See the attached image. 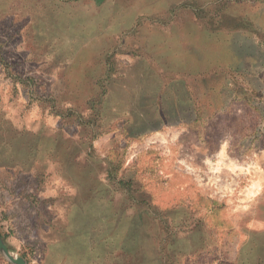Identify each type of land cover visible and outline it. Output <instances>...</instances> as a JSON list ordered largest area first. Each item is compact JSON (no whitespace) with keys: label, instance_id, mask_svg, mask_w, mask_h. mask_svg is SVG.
<instances>
[{"label":"rangeland","instance_id":"obj_1","mask_svg":"<svg viewBox=\"0 0 264 264\" xmlns=\"http://www.w3.org/2000/svg\"><path fill=\"white\" fill-rule=\"evenodd\" d=\"M0 89L27 264H264V0H0Z\"/></svg>","mask_w":264,"mask_h":264},{"label":"crops","instance_id":"obj_2","mask_svg":"<svg viewBox=\"0 0 264 264\" xmlns=\"http://www.w3.org/2000/svg\"><path fill=\"white\" fill-rule=\"evenodd\" d=\"M0 91H2V89H0ZM2 93V92H1ZM5 97H8L7 96V94H0V98H4V99H2V101H3V110H6V107H7V104H8V100L7 99H5ZM8 112V111H7ZM2 115V113L0 112V116ZM4 122H5V124H6V127L4 128V127H0V140H7L9 137H10V132H12V131H15L14 130V128L15 127H13V126H11L10 125V122H9V120H8V118H6V119H4ZM16 129V128H15ZM11 130V131H10ZM6 148L7 147V145L5 144V143H3V142H0V151H1V149H3V148ZM9 152L7 151L6 152V154H8ZM87 264V263H86ZM88 264H91V263H88ZM104 264V263H103Z\"/></svg>","mask_w":264,"mask_h":264},{"label":"water","instance_id":"obj_3","mask_svg":"<svg viewBox=\"0 0 264 264\" xmlns=\"http://www.w3.org/2000/svg\"><path fill=\"white\" fill-rule=\"evenodd\" d=\"M0 252L8 261H10L13 264H27L26 260L23 257L17 256L9 251L6 244L2 240L1 235H0Z\"/></svg>","mask_w":264,"mask_h":264}]
</instances>
